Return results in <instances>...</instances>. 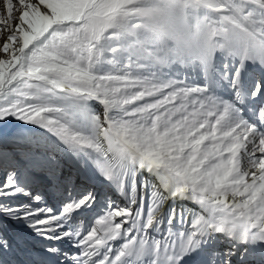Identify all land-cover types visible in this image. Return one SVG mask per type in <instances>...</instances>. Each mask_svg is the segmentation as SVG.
<instances>
[{"label": "snow or ice", "instance_id": "snow-or-ice-1", "mask_svg": "<svg viewBox=\"0 0 264 264\" xmlns=\"http://www.w3.org/2000/svg\"><path fill=\"white\" fill-rule=\"evenodd\" d=\"M16 3V17L5 0L7 19L0 18L10 32L0 46V95H15L0 120L15 117L47 135L18 137L10 147L0 141V215L78 249L69 256L51 243L37 253L25 245L20 264H61V256L70 264H139L148 249L150 264H180L215 233L264 243V81L242 82L245 71L264 73V0ZM189 69L202 83L168 75ZM221 81L227 98L216 91ZM65 150L74 163L60 155ZM96 172L125 203L108 197L91 227L72 228L100 207L91 191L83 194L82 182ZM37 182L59 193L55 210L32 191ZM16 197L27 200L12 205ZM168 200H190L199 211L187 234L156 240L149 229L160 227ZM177 219L187 220L172 208L168 224ZM7 248L0 236V251ZM219 255L211 253L213 264Z\"/></svg>", "mask_w": 264, "mask_h": 264}, {"label": "bare ground", "instance_id": "bare-ground-1", "mask_svg": "<svg viewBox=\"0 0 264 264\" xmlns=\"http://www.w3.org/2000/svg\"><path fill=\"white\" fill-rule=\"evenodd\" d=\"M231 197H229V200ZM58 203V202H56ZM172 208H176L182 211L184 217L187 218L186 222H181L179 219L173 222V224L180 225L184 229H187V232L190 230V225L192 219L195 217L196 213L199 211V205L193 204L192 201H176L168 200L164 203L162 208L163 213V222L160 227L156 230L149 229L150 236L153 237L155 233H160L162 228L169 225L167 221V215ZM147 210V204H145V212ZM87 227L84 229L86 230ZM117 245L121 242H116ZM252 244V243H251ZM209 245L210 249L220 253V257L215 259L216 264H222V258L227 253H232L230 259L231 264H264L258 257H253L250 254H246V248L248 244L242 243L238 236H227L223 233H215L208 238V242L202 243L200 247L196 249L195 252L190 253L184 257V260L180 261V264H213V259L206 256V246ZM153 258V253L151 249H148L145 255H143L139 264H150L151 259ZM259 258V259H258Z\"/></svg>", "mask_w": 264, "mask_h": 264}, {"label": "rangeland", "instance_id": "rangeland-1", "mask_svg": "<svg viewBox=\"0 0 264 264\" xmlns=\"http://www.w3.org/2000/svg\"><path fill=\"white\" fill-rule=\"evenodd\" d=\"M12 2H13V17H16L17 16V12H16L17 3H16V0H12ZM0 18L7 19V12L5 9V0H0ZM15 23H16V21L13 20L12 21L13 26L15 25ZM9 34H10V32L7 29L0 28V46H2L3 38ZM0 58H3L2 54H0ZM224 59H225L224 57H220L217 60V65L221 68V70H222V66L224 63ZM235 62L238 63L239 62L238 59ZM249 64H252V63H249ZM254 65H255V68H258L257 64H254ZM168 75L172 76V77H176V78H184L186 76L189 83H193V84H200L203 81V75L200 72H198L197 70L189 69L187 71L182 70L179 72H177L176 70H172L168 73ZM245 75L247 78H254L256 74L250 71V72H247ZM256 77H257V75H256ZM253 81H254V79H253ZM261 81H263V80H261ZM255 82H253V83L251 82L252 83L251 86ZM220 83H221V87L217 88L216 91L218 92V94L223 95L222 85L224 82L221 81ZM14 99H15L14 94L0 95V107L7 106L10 102L14 101ZM90 109L92 111H99L100 110L96 104L90 105ZM81 127L85 131V134H89L90 127H86L85 125H81ZM36 131H40V133H44L45 136L47 135L43 128H40V127L32 125V124H25L24 122L17 120L15 117L10 116L5 120H0V141L8 140V136H17V137L21 138L24 135L26 138L27 135H25V134H27L28 132L31 134L33 132L32 135H35L38 133ZM45 136H44V138H45ZM38 139L43 140V137L39 136ZM51 139H52V141H54L53 140L54 137H51ZM2 178L3 177L0 176V179H2ZM114 188H115V186H105V187H102L101 189H99V191L95 189V193L98 195H105L106 192H108V193L114 192V190H113ZM116 195H118L117 200L119 201V203H121V204L125 203L124 199L122 200V198H120V194H116ZM13 199H15V198L10 199V200H12V203L14 202ZM57 204H59V202ZM101 204L103 205V210H104V208L106 207V203H101ZM100 212H102V211H100ZM88 218H89L88 215L84 216V219H88ZM24 223L27 224V222H24Z\"/></svg>", "mask_w": 264, "mask_h": 264}]
</instances>
